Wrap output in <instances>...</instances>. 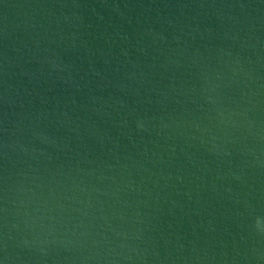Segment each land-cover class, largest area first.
Returning <instances> with one entry per match:
<instances>
[{
    "label": "water",
    "instance_id": "obj_1",
    "mask_svg": "<svg viewBox=\"0 0 264 264\" xmlns=\"http://www.w3.org/2000/svg\"><path fill=\"white\" fill-rule=\"evenodd\" d=\"M0 264H264V0H0Z\"/></svg>",
    "mask_w": 264,
    "mask_h": 264
}]
</instances>
